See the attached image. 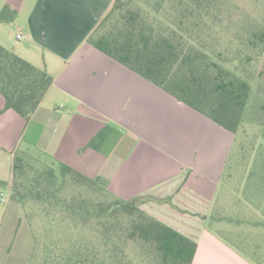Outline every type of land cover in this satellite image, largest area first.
Masks as SVG:
<instances>
[{"label": "trees", "instance_id": "16d2710c", "mask_svg": "<svg viewBox=\"0 0 264 264\" xmlns=\"http://www.w3.org/2000/svg\"><path fill=\"white\" fill-rule=\"evenodd\" d=\"M20 1H5L0 23L15 19ZM229 4L225 0H113L86 42L230 130L234 134L230 159L241 164L247 147L252 148L251 142L245 147L239 135L251 84L263 75L264 57L262 69L253 66L264 49V22L229 19L224 15ZM51 82L45 68L0 45L4 100L0 113L11 110L27 122ZM109 130L108 125L102 127L85 147L97 148ZM58 164L56 173L52 166L39 169L13 156L11 180H0L9 198L30 203L31 212L41 221L40 264H191L196 242L144 212L143 198L117 197L107 189L105 179H90L65 163ZM251 166L244 189L263 198L264 155ZM229 176L227 166L223 185ZM209 220L257 224L219 210L212 211ZM219 233L255 262L250 254L261 249L264 253V244Z\"/></svg>", "mask_w": 264, "mask_h": 264}, {"label": "crops", "instance_id": "0c3cea01", "mask_svg": "<svg viewBox=\"0 0 264 264\" xmlns=\"http://www.w3.org/2000/svg\"><path fill=\"white\" fill-rule=\"evenodd\" d=\"M112 3L20 1L16 31L0 45L45 68L52 82L27 122L11 110L0 113L3 138L24 140L37 150L36 161L47 155L87 178L105 179L117 197L143 198L144 212L196 242L191 264H259L219 233L264 244L263 212L242 197L253 193L244 189L247 181L227 192L236 167L234 134L86 42ZM3 104L1 96L0 110ZM106 125L101 144L85 147ZM12 161V152L9 161L0 156V169H9L0 180L11 179ZM215 210L257 224L210 221Z\"/></svg>", "mask_w": 264, "mask_h": 264}, {"label": "rangeland", "instance_id": "374dc122", "mask_svg": "<svg viewBox=\"0 0 264 264\" xmlns=\"http://www.w3.org/2000/svg\"><path fill=\"white\" fill-rule=\"evenodd\" d=\"M225 1L230 3L228 9L224 11V15L229 19H251L264 22V0ZM15 23L12 21L5 23V26H0V40L2 42L8 43L11 40L16 31ZM263 57L264 49L261 57L255 61L253 66L257 71L262 69ZM35 62H37L36 65L41 66L40 61ZM261 78L255 79L256 81L254 80L251 84V94L247 102L248 108L244 114V129L239 135V141H242L245 147L251 142L252 148L251 146L247 147V153L244 150L246 159L243 156L244 161L240 160L238 163L241 162V164L235 165V170L231 174V181L226 186L228 194L236 192V184L240 187L243 186L244 182L247 181L250 169H252L253 161L257 157H261L262 154L264 155V70ZM253 110H258L255 116L251 114ZM33 151L34 154L38 153L36 149L30 148L24 140L17 143L14 137L8 140L3 138L0 127V156L6 158V161H9V153L12 152L13 156L20 157L25 163L33 167L41 169L45 166H52L56 173L59 172L60 166L57 161L53 159L51 161L47 155H42V162L36 161L32 157ZM240 167H243L242 175H245V181L243 178L240 181ZM0 172L2 177L8 178L9 169H0ZM0 193H2L0 196V264H40V251L44 243L41 221L37 215L31 212L30 203L21 204L10 199L9 190L2 186H0ZM242 197L258 211L263 212L264 215V198H260L258 194H249V192L242 194ZM250 256L259 264L264 259L262 249L255 255L250 254ZM260 257L261 259H259Z\"/></svg>", "mask_w": 264, "mask_h": 264}, {"label": "built area", "instance_id": "2783aa9c", "mask_svg": "<svg viewBox=\"0 0 264 264\" xmlns=\"http://www.w3.org/2000/svg\"><path fill=\"white\" fill-rule=\"evenodd\" d=\"M16 38H17V39L21 38V35H20V34H17V35H16ZM0 196H2V193H0Z\"/></svg>", "mask_w": 264, "mask_h": 264}]
</instances>
